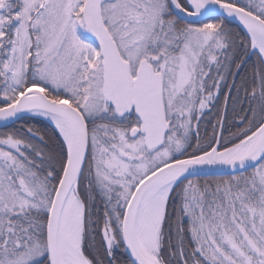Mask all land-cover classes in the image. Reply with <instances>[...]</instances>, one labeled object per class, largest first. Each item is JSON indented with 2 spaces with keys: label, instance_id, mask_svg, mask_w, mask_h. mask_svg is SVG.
<instances>
[{
  "label": "snow or ice",
  "instance_id": "obj_1",
  "mask_svg": "<svg viewBox=\"0 0 264 264\" xmlns=\"http://www.w3.org/2000/svg\"><path fill=\"white\" fill-rule=\"evenodd\" d=\"M0 264H264V0H0Z\"/></svg>",
  "mask_w": 264,
  "mask_h": 264
}]
</instances>
